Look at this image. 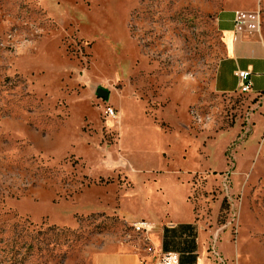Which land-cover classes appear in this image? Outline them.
I'll use <instances>...</instances> for the list:
<instances>
[{"label":"rangeland","instance_id":"374dc122","mask_svg":"<svg viewBox=\"0 0 264 264\" xmlns=\"http://www.w3.org/2000/svg\"><path fill=\"white\" fill-rule=\"evenodd\" d=\"M251 8L264 41V0H0V264H88L177 180L264 264V98L213 87L216 16Z\"/></svg>","mask_w":264,"mask_h":264},{"label":"crops","instance_id":"0c3cea01","mask_svg":"<svg viewBox=\"0 0 264 264\" xmlns=\"http://www.w3.org/2000/svg\"><path fill=\"white\" fill-rule=\"evenodd\" d=\"M236 12L238 15L236 16ZM256 10L223 9L216 16V26L222 34L225 54L220 59L213 87L219 93H235L238 91V79L234 70L249 69L252 97L264 98V41L255 26ZM176 174V170H171ZM173 187L179 188L182 195L179 198L183 209L171 212L164 218L145 219V215L128 221L133 224L145 221L149 225L148 236L155 249L169 254V264H216L209 252V243L213 236V228L205 230L187 199L191 186L185 181H176ZM145 217V218H143ZM138 226V225H135ZM217 250L225 258L226 264H245L244 259L249 254L247 248L234 246L229 234L222 232ZM231 250L228 246L231 245ZM242 250V251H241ZM242 252V261L241 254ZM142 252H136L130 244H104L98 251L88 257V264H140ZM235 258V259H234ZM250 264V263H248Z\"/></svg>","mask_w":264,"mask_h":264},{"label":"built area","instance_id":"2783aa9c","mask_svg":"<svg viewBox=\"0 0 264 264\" xmlns=\"http://www.w3.org/2000/svg\"><path fill=\"white\" fill-rule=\"evenodd\" d=\"M238 12H236V16ZM234 75L238 79V92L248 93L251 90V82L249 80L250 70L249 69H236L234 70ZM105 114L116 119L118 114L114 108L107 106L105 108ZM228 172L223 174L222 187L226 193L229 192L228 188L230 186ZM133 225H138L140 228V235H132V232L124 233V236L118 240L119 243L130 244L132 249L136 252H142L143 256L140 258V264H169V254L162 250L155 249L149 236L148 230L149 225L145 221H139L133 223ZM217 236L213 235L209 243V252L214 259L216 264H226L225 258L218 252L217 247Z\"/></svg>","mask_w":264,"mask_h":264},{"label":"water","instance_id":"95a60500","mask_svg":"<svg viewBox=\"0 0 264 264\" xmlns=\"http://www.w3.org/2000/svg\"><path fill=\"white\" fill-rule=\"evenodd\" d=\"M108 95H109V92L107 89L103 88V87H98L97 90H96V96L104 99V100H107L108 99Z\"/></svg>","mask_w":264,"mask_h":264},{"label":"bare ground","instance_id":"6f19581e","mask_svg":"<svg viewBox=\"0 0 264 264\" xmlns=\"http://www.w3.org/2000/svg\"><path fill=\"white\" fill-rule=\"evenodd\" d=\"M135 230H136V231H140L139 226H135Z\"/></svg>","mask_w":264,"mask_h":264}]
</instances>
